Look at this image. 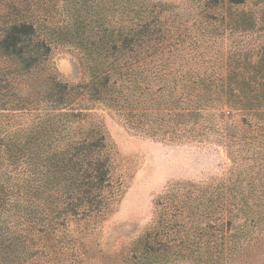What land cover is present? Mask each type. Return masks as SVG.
<instances>
[{
	"label": "trees",
	"instance_id": "obj_1",
	"mask_svg": "<svg viewBox=\"0 0 264 264\" xmlns=\"http://www.w3.org/2000/svg\"><path fill=\"white\" fill-rule=\"evenodd\" d=\"M114 1L118 24L78 43L85 80L75 85L61 82L50 64L43 20L20 0L0 9V264H35L56 247V233L73 221L104 219L114 202L110 150L96 125H81L83 102L148 137L174 141L180 122L213 134L227 151L245 147L254 160L247 169L241 159L229 196L246 224L255 214L264 223V43L252 56L231 54L218 76L213 66L173 55L153 10ZM235 15L238 28L253 24L244 12Z\"/></svg>",
	"mask_w": 264,
	"mask_h": 264
},
{
	"label": "rangeland",
	"instance_id": "obj_2",
	"mask_svg": "<svg viewBox=\"0 0 264 264\" xmlns=\"http://www.w3.org/2000/svg\"><path fill=\"white\" fill-rule=\"evenodd\" d=\"M131 1L153 10L160 41L174 56L213 66L218 76L225 74L231 54L243 50L252 56L264 43V0H242L240 6L228 0ZM20 2L33 20H43L40 34L51 43L49 61L57 78L83 83L78 43L94 38L103 24H118L116 2ZM239 12L251 16L253 24L235 26L229 16ZM83 105L88 110L81 125H96L105 136L110 180L119 189L104 219L69 223L55 234L56 247L35 264H264V223L255 214L246 224L247 216L233 212L229 196L241 159L246 156L247 169L254 160L240 149L245 147L227 151L213 134L180 122L176 139L167 133L174 141L148 137L101 105ZM259 200L263 203L264 196Z\"/></svg>",
	"mask_w": 264,
	"mask_h": 264
}]
</instances>
